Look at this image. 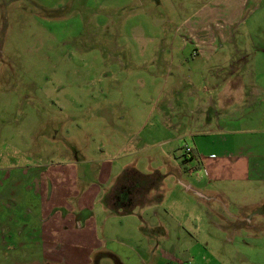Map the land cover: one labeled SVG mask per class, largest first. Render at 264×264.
I'll return each instance as SVG.
<instances>
[{"label":"rangeland","instance_id":"1","mask_svg":"<svg viewBox=\"0 0 264 264\" xmlns=\"http://www.w3.org/2000/svg\"><path fill=\"white\" fill-rule=\"evenodd\" d=\"M233 4L223 5V0H0V195L18 192L32 171L46 164L72 161L78 172L84 168L96 181L101 169L111 170L116 174L105 183L107 192L120 185L121 170L134 167L150 176L146 192L150 200L158 199L156 195L165 188L159 205L169 224L175 223L169 214L175 210V217L193 232V243L198 244L185 252L182 247L180 256L200 264L209 246L216 256L224 251L225 263L235 255L264 264V184L223 188L225 195H215L210 203L198 200L194 190L186 187L195 184L194 176L184 169L193 163L185 159L184 147L194 141L180 134L197 130V111L189 110L206 95L202 91L197 96L190 88L194 82L211 91L220 82L215 75L191 77L196 25L223 24ZM222 7L227 10L222 12ZM261 9L253 19L264 24V5ZM248 20L238 22L240 29L236 26L234 34L241 33ZM230 43L220 47L221 53L236 52ZM206 66L218 67L211 60ZM215 94L210 95L213 101L221 97ZM181 103L188 108H181L179 114ZM240 108L236 105L226 115L237 117ZM258 124L248 127L264 128V119ZM160 168L181 173L182 182L178 173L151 177ZM27 192L32 198L33 189ZM186 196L192 203L177 207ZM165 208L170 211L164 212ZM187 214L198 219L190 220ZM205 214L212 222L202 220ZM223 215L240 216L245 227L235 234L214 229V220ZM244 215L259 219L260 234L251 230ZM122 217L123 229L130 227L129 218ZM7 250L0 252V264L29 260L12 248Z\"/></svg>","mask_w":264,"mask_h":264},{"label":"crops","instance_id":"2","mask_svg":"<svg viewBox=\"0 0 264 264\" xmlns=\"http://www.w3.org/2000/svg\"><path fill=\"white\" fill-rule=\"evenodd\" d=\"M230 1L234 3L232 13L225 14L223 24L196 25L200 34L196 33L193 41L196 53L191 57L194 67L189 69L191 77L196 73L203 79L215 75L220 82L211 91L192 82L191 92L198 96L204 91L206 95L204 99L200 96L199 104L189 110L197 111L194 113L197 130H184L180 134L194 141L192 146L185 143L192 148V156L186 155L185 159H192L193 163L184 169L186 174L194 176L195 184L194 187L186 184V187L192 188L198 200L206 203L215 195H225L223 188L227 191L228 187L238 185L264 184V128L248 127L264 119V24L253 19L262 10L264 0H223V5ZM226 10L222 7V12ZM248 17L238 37L234 34L240 29L237 24ZM229 43H233L236 52L221 53L220 47ZM210 60L218 67L208 69ZM212 93L221 97L213 101ZM181 105L179 114L181 108H188ZM236 105L243 106L242 113L237 117L226 115ZM182 128L179 124L180 131ZM130 169L120 185L113 187V192H107L105 183L116 173L106 168L99 171L98 181L92 180L84 168L78 172L79 167L72 161L34 169L28 182L16 189L18 192L9 197L0 195V252L7 253L9 247L15 253L26 255L29 260L22 264H191L190 259L179 253L182 247L185 252L198 243H193L194 234L184 228L182 218L178 219L177 214L175 217L177 211L169 212L175 222L173 226L164 218L159 204L164 199L165 188L160 199L150 200L146 193L149 181L142 175L145 173L134 167ZM161 171L157 169L162 177L167 173L175 177L178 173L177 180H182V174L175 173L174 169ZM28 189L34 191L32 198ZM183 199L177 207L192 203L187 196ZM261 200L253 201L252 205ZM123 205H132V208L127 211L118 208ZM137 205L140 208L135 212ZM168 211L165 208L164 212ZM114 213L117 215L112 216ZM122 216L132 222L130 227L123 229L125 217ZM185 217L198 219L190 214ZM204 219L212 220L209 214ZM218 220H214L216 230L230 229L235 234L245 227L240 216L223 215ZM258 220L253 216L244 219L254 233L260 234ZM210 231L214 235L212 228ZM209 249L205 247V258L200 264H208L211 259L212 264H255L249 258L235 255L225 263L223 250L216 256Z\"/></svg>","mask_w":264,"mask_h":264},{"label":"trees","instance_id":"3","mask_svg":"<svg viewBox=\"0 0 264 264\" xmlns=\"http://www.w3.org/2000/svg\"><path fill=\"white\" fill-rule=\"evenodd\" d=\"M131 168V167H130ZM130 168H127V169H125V170H123V172L119 175V180L122 182V178H124L125 176H126V174L127 173H129L132 169H130ZM134 170V169H133ZM143 176H144V178H148V177H150V176H148L149 174H142ZM153 176H158V178H160V176H162V175H160L157 171L156 172H154V173H152V175H151V177H153ZM123 182H125V181H123ZM150 187V186H149ZM130 191H131V189H130ZM157 197H158V199H160V197H161V193H159L158 195H156ZM158 199H156V200H158ZM132 208V205H131V207L129 206V205H123L122 206V208H121V210H123V211H127V210H130Z\"/></svg>","mask_w":264,"mask_h":264},{"label":"built area","instance_id":"4","mask_svg":"<svg viewBox=\"0 0 264 264\" xmlns=\"http://www.w3.org/2000/svg\"><path fill=\"white\" fill-rule=\"evenodd\" d=\"M184 149H185V153H186V155H189V153L192 152V148H191V146H189L188 144H185Z\"/></svg>","mask_w":264,"mask_h":264}]
</instances>
